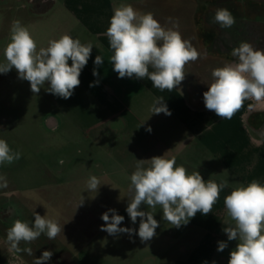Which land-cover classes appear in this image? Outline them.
<instances>
[{"label": "crops", "instance_id": "1", "mask_svg": "<svg viewBox=\"0 0 264 264\" xmlns=\"http://www.w3.org/2000/svg\"><path fill=\"white\" fill-rule=\"evenodd\" d=\"M121 4H130L141 13H153L162 26L171 27L172 22L178 21L182 37L190 40L202 54L200 59L185 66V79L171 92L153 87L147 77L118 78V73L113 70L110 63L113 53L105 33L113 9ZM233 5L231 0H0V34L6 28L10 34L12 22L20 20L36 40L37 50L64 34L93 45L79 77L81 83L69 99L47 92V83L38 94H33L26 80L18 81L9 93L18 102L33 100L53 105L62 118L96 120L86 131L77 126L75 132L86 137L91 149H100L107 154V159H95L93 164L87 162L98 171L91 170L86 179L88 182L91 176L97 177L104 185L98 192L101 190L103 198L109 201L103 206L95 202L87 212L99 214L109 208L115 209L117 214L126 216L122 227L138 231L140 218L133 224L126 212L132 196L130 176L136 170L137 159L162 155L166 159L175 158L176 165L184 166L188 174L198 171L205 181L228 182V187L221 189L212 213L205 216L198 212L179 228L162 218L160 205L155 210L141 205L140 210L152 212L159 222L156 235L142 243L138 235L121 234L151 248L148 262L152 264H204L205 261L228 264L229 254L238 241H227L223 232L226 226H234V221L227 215L224 198L234 188L247 186L253 180L264 184V103L246 100L231 119L221 120L205 108L203 101V93L213 79L212 70L238 62L231 52L240 44L239 31L228 36L236 44L228 46L225 37L218 35V28H225L213 22L216 9ZM235 6L246 10L264 9V0L238 2ZM243 16L252 19V23L259 22L254 16ZM97 55L104 59L101 66L94 65ZM68 63L71 66V60ZM94 67L98 76H93ZM152 71L150 66L149 72ZM97 80L96 86H89ZM19 88H22L21 92ZM158 97L164 98L170 116L150 111ZM249 105L253 107L249 108ZM45 112L49 114L50 111ZM47 119L46 130L58 132L61 129L62 124L56 116L49 115ZM149 126L151 133L146 131ZM114 135H120L119 139L112 141ZM2 195L0 188V198ZM5 224V214L0 212V236L9 229ZM218 241L228 242L223 252L217 251ZM8 248L9 244L0 239V264H17L15 258H24L18 253H10Z\"/></svg>", "mask_w": 264, "mask_h": 264}, {"label": "clouds", "instance_id": "2", "mask_svg": "<svg viewBox=\"0 0 264 264\" xmlns=\"http://www.w3.org/2000/svg\"><path fill=\"white\" fill-rule=\"evenodd\" d=\"M213 22L221 28H231L235 18L229 9L218 8ZM178 28V21L172 22L171 27L162 26L153 13H141L130 4L115 7L105 35L113 53L110 63L118 78L147 77L152 86L160 91L171 92L180 85L186 76L185 66L200 59L202 54L190 40L182 37ZM9 40L4 49L5 62L0 63V73L7 74L14 68L19 79L30 83L33 94H38L47 83L46 91L63 99H69L80 85L81 71L87 65L93 49L91 42L85 44L78 38L64 34L58 39L49 40L47 47L37 50L36 40L20 20L12 22ZM231 55L238 58V62L214 68L211 72L212 82L203 93L205 108L221 120L231 119L246 100L264 103V49H255L249 42H241L232 49ZM103 61V57L97 55L94 65L101 66ZM150 66L154 71L149 72ZM98 75L94 67L93 76ZM98 83L97 80L89 86ZM252 107L249 105V108ZM150 111L153 114L171 115L163 97L156 99ZM146 131L151 133L152 128L149 126ZM21 155V151H13L6 140L0 139V165H10ZM146 163L148 167H144ZM130 181L132 196L126 212L133 224L140 218L138 231L121 227L124 216L112 208L102 213L104 224L100 230L111 236L126 233L131 237L137 234L142 243L151 240L159 227L152 212L140 210L142 204L153 210L160 205L162 218L179 228L198 212L205 216L212 213L221 189L228 187L227 181H205L198 171L188 174L184 166L176 165L175 158L166 159L163 155L137 159ZM7 187L6 177L0 175V188ZM99 187V179L91 176L87 189L98 192ZM223 202L227 215L234 221V226H226L223 232L227 235V241H238L229 254L228 264H264V184L253 180L247 186H238L225 196ZM83 203L84 198L80 205ZM34 217L32 226L17 219L7 230L10 253L24 251L33 255L31 248L19 247L21 241L30 243L42 233L49 240H54L63 231L56 220L46 215L34 213ZM227 241L217 242L218 252L228 247ZM52 255L51 251H43L39 258H35L34 264H45ZM212 264L216 262L212 261Z\"/></svg>", "mask_w": 264, "mask_h": 264}, {"label": "rangeland", "instance_id": "3", "mask_svg": "<svg viewBox=\"0 0 264 264\" xmlns=\"http://www.w3.org/2000/svg\"><path fill=\"white\" fill-rule=\"evenodd\" d=\"M231 1L235 6L238 2L246 4L250 0ZM234 6H227L235 16L233 30L218 28V35L225 37L228 46L236 45L228 36L237 30L240 43L249 42L255 49H264V9L246 10ZM244 14L254 16L259 22L252 23V19ZM9 37L6 28L0 34V63L5 62L4 49L10 42ZM18 81L22 80L16 70L0 73V139L6 140L13 151L22 153L19 160L0 166V175L8 182L7 188H1L4 195L0 198V212L5 214V225L9 228L17 219L32 226L34 213H38L56 220L63 231L54 240L42 233L30 243L21 241L19 247L31 248L33 255L21 251L18 254L24 258H15L17 264H34L35 258L46 250L53 255L45 264H152L148 262L151 248L122 237L123 233L111 236L101 231L104 224L102 213L87 212L95 202L103 206L109 201L103 198L101 190L100 193L88 190L86 179L91 170L98 171L89 167L87 162L93 164L95 159H107V154L100 149H91L86 137L75 132L77 126L86 131L87 126L96 120L62 118L53 105L40 101L18 102L9 94ZM49 115L56 116L62 124L58 132L45 129ZM119 137L114 135L111 140ZM103 186L100 183V187ZM82 198L84 203L80 205ZM4 233L0 239L7 244V233ZM60 255L62 258L59 259Z\"/></svg>", "mask_w": 264, "mask_h": 264}, {"label": "trees", "instance_id": "4", "mask_svg": "<svg viewBox=\"0 0 264 264\" xmlns=\"http://www.w3.org/2000/svg\"><path fill=\"white\" fill-rule=\"evenodd\" d=\"M234 6V5H233ZM232 7V6H231ZM235 7V6H234ZM233 13V12H232ZM238 17H239V15H238Z\"/></svg>", "mask_w": 264, "mask_h": 264}]
</instances>
